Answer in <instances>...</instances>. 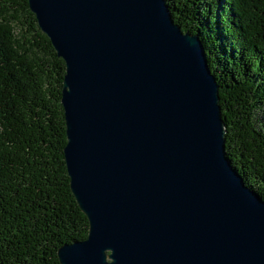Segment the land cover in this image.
Listing matches in <instances>:
<instances>
[{"label": "water", "instance_id": "water-1", "mask_svg": "<svg viewBox=\"0 0 264 264\" xmlns=\"http://www.w3.org/2000/svg\"><path fill=\"white\" fill-rule=\"evenodd\" d=\"M63 59L69 188L88 221L59 264H264V199L225 155L218 85L164 0H27Z\"/></svg>", "mask_w": 264, "mask_h": 264}, {"label": "trees", "instance_id": "trees-1", "mask_svg": "<svg viewBox=\"0 0 264 264\" xmlns=\"http://www.w3.org/2000/svg\"><path fill=\"white\" fill-rule=\"evenodd\" d=\"M164 2L201 41L225 155L264 199V0ZM38 28L27 0H0V264H59L58 248L88 232L63 156L65 64Z\"/></svg>", "mask_w": 264, "mask_h": 264}, {"label": "flooded vegetation", "instance_id": "flooded-vegetation-1", "mask_svg": "<svg viewBox=\"0 0 264 264\" xmlns=\"http://www.w3.org/2000/svg\"><path fill=\"white\" fill-rule=\"evenodd\" d=\"M188 15H190V16H188ZM191 16H192V14H187V13H185V12H182L181 13V17H183L184 19H190L191 18Z\"/></svg>", "mask_w": 264, "mask_h": 264}]
</instances>
